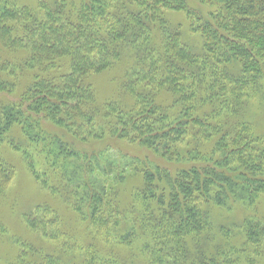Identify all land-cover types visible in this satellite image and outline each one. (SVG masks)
I'll return each instance as SVG.
<instances>
[{
  "label": "trees",
  "instance_id": "16d2710c",
  "mask_svg": "<svg viewBox=\"0 0 264 264\" xmlns=\"http://www.w3.org/2000/svg\"><path fill=\"white\" fill-rule=\"evenodd\" d=\"M196 1L214 11L205 17L187 0H81L76 8L69 0H57L44 2L38 12L0 0V174L10 175L3 164V147L24 150L27 156L43 143L41 154L62 163L68 182L83 187L94 230L106 241L113 235L120 247L131 252L140 250L145 264H233L221 242L214 243L198 203L206 199L207 204L225 208V198L245 206L264 197L262 181L254 179L258 176L254 171L264 170V161L248 167L253 179L238 167L217 173L195 166L183 170L172 183L168 171L158 166L150 172L143 166L147 161L134 157L133 166L143 182L131 190L125 205L120 201L119 187L125 178L112 175L109 159L132 157L123 152L125 144L148 147L177 160L185 156L196 164L201 163L200 153L191 140L208 136L210 129L226 132V138L232 128L231 152L255 154L253 136L233 116L244 108L240 86L250 84L264 99V0ZM167 11L188 16L192 30L204 39L205 54L181 46L177 27L165 20ZM126 50L133 51L137 62L135 104L128 108L125 102L100 103L90 79L112 68ZM19 52L25 54L21 59L16 56ZM230 63L238 64V70L222 69ZM145 80L153 95L165 90L173 95L174 104L186 107L176 116L180 123L169 122L171 109L165 102L137 91L138 83ZM220 82L232 86L219 88ZM13 91H19L18 101L5 104L2 99ZM192 107L210 108L206 112L210 114L199 124ZM213 119L217 123L207 122ZM50 126L69 131L79 144L103 141L107 148L99 158L97 151L81 156L65 137L52 134ZM185 134L189 140L182 143ZM258 145L264 149L260 141ZM104 161L102 172L98 165ZM242 163L247 166L246 160ZM89 167V174L97 171L115 184H99L93 177L87 182L84 170ZM258 232L247 224L246 241L253 242ZM128 237L133 241L127 242Z\"/></svg>",
  "mask_w": 264,
  "mask_h": 264
},
{
  "label": "rangeland",
  "instance_id": "374dc122",
  "mask_svg": "<svg viewBox=\"0 0 264 264\" xmlns=\"http://www.w3.org/2000/svg\"><path fill=\"white\" fill-rule=\"evenodd\" d=\"M56 1L10 0L11 5L17 9L29 8L38 12L44 2L52 4ZM69 1L75 3L74 8H76L81 0ZM187 2L205 17L214 11V7L203 6L196 0H187ZM165 15L167 24L177 27L176 32L179 34L182 47L188 48L193 54H205L204 39L192 30V22L185 13L167 11ZM154 40L158 41L159 38L156 36ZM19 53L16 56L21 59L25 54ZM136 64L133 51L126 50L112 68L90 79L100 103L125 102L128 108L133 107L135 104L133 81L136 80L133 78V65ZM222 69H227L228 72L238 70V64L223 65ZM8 81L13 82L11 79ZM148 84L147 80L139 82L137 91L143 90L140 93L165 102L166 108L171 109L169 112L171 116L166 112L169 122L174 125L180 123L176 120V116L185 113L186 107L174 104L173 95L165 90L153 95L152 86ZM219 85V88L232 86L227 82H220ZM19 94V91H13L9 97H4L2 100L5 104L17 102L21 96ZM238 96L242 98L244 108L233 116V119H240L250 131L255 141L253 142L255 154L247 150L240 156L231 152L234 137L232 128L226 138L224 137L226 132L217 134L210 129L208 136L202 135L191 140L200 153L197 158L201 163L196 164L189 162L190 160L185 156L177 160L166 156L163 152L161 156L148 147L139 148L142 146L125 144L122 146L123 152L132 157L121 160L117 155H113L109 159V164L113 166L112 175L115 178L121 175L125 178V182L119 187L121 203L125 205L131 190L143 182V176L138 174L133 166L137 164L134 157L140 158L138 162L147 161L143 166L145 169H150L148 170L150 172L158 166L168 171L172 176V183L180 178L183 170L195 166L199 170L215 169L217 173H227L231 166L238 167L246 172L245 175L252 178L248 167H258L257 162L264 161V149L258 145V141L264 145V99L258 92L253 91L248 83L239 87ZM209 109L199 107L196 110L192 107L190 110L194 119L197 118L201 124V121H204L201 118L210 114L206 113ZM182 121L186 122V120ZM207 122L217 123L214 119ZM50 131L61 140L65 137V142L71 143L68 144L69 147L76 148V152L81 156L86 157L90 152L97 151L99 158L100 152L107 148L102 147L103 141L100 143L90 140L79 144L73 134L65 129L50 126ZM19 136L22 139V136ZM188 140L189 136L185 134L182 143ZM42 146L45 145L42 143L36 151L30 150L33 154L28 152L27 156L24 150L20 152L8 146L2 148V157L5 159L3 164L10 175L4 177L0 174V264H145L140 250L133 248L131 252L128 248L120 247L113 235L109 241H106L101 232L94 230V226L89 223L91 203L84 199L83 187L69 183L62 163L58 164V160L53 161L52 157L41 154L44 150ZM74 160L73 158L72 161ZM243 160L247 161V166H244ZM106 166L107 162L104 161L99 163L98 168L103 172ZM91 170L92 167L87 171L84 170L87 182L93 177V180L99 184H115L112 178L106 179L97 171L89 174ZM254 173L258 175L254 179L262 181L260 184L264 187V170H257ZM253 184L250 182L249 186L253 187ZM166 191L170 192L171 188L166 187ZM215 192L222 193L217 188ZM225 201V208L207 204L206 199L198 203V210L203 215L204 221L210 225L209 230L214 237V243L221 242L233 264H264V197H260L252 205L246 203L245 206L237 204L232 199L225 198ZM247 224H253L254 230H259L253 238L254 243L246 241L244 230L246 231ZM132 241L130 237L127 238V242ZM139 242V245L145 243V241Z\"/></svg>",
  "mask_w": 264,
  "mask_h": 264
}]
</instances>
